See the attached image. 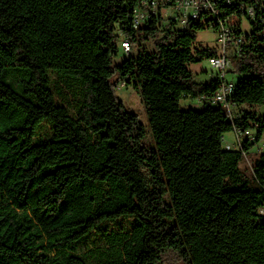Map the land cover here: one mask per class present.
Returning a JSON list of instances; mask_svg holds the SVG:
<instances>
[{"label":"trees","instance_id":"trees-1","mask_svg":"<svg viewBox=\"0 0 264 264\" xmlns=\"http://www.w3.org/2000/svg\"><path fill=\"white\" fill-rule=\"evenodd\" d=\"M225 1L221 18L250 28L235 29L231 117L181 108L222 84L188 68L217 55L192 50L216 27L135 29L139 0H0V264H264V152L241 168L264 136V114L245 110L264 106V0ZM123 41L132 53L114 65ZM236 131L254 139L226 149Z\"/></svg>","mask_w":264,"mask_h":264},{"label":"built area","instance_id":"built-area-1","mask_svg":"<svg viewBox=\"0 0 264 264\" xmlns=\"http://www.w3.org/2000/svg\"><path fill=\"white\" fill-rule=\"evenodd\" d=\"M231 5V0L225 1ZM243 12H247L250 18H254L255 10L252 6L241 7ZM158 19L162 23H175L184 30L189 24L194 22L208 23L209 27H216L219 51L215 57L209 59V63L216 70L222 80L218 91L212 97H201L197 100L200 106L212 105L221 106L229 112L230 117L234 106L229 98L231 96V86L234 83L226 79L232 72V63L228 58L229 47H234V59L239 55V48L244 43L243 36H236L238 27L241 28L243 20L237 16L221 18L220 10L217 8L215 0H139L138 6L133 10L132 24L135 29L147 25L151 20ZM233 19L238 20L237 24H231ZM121 50L128 57L132 53L131 45L128 41L121 42ZM235 137L242 143L244 136L236 131ZM241 139V140H240ZM263 213V211H262Z\"/></svg>","mask_w":264,"mask_h":264},{"label":"rangeland","instance_id":"rangeland-1","mask_svg":"<svg viewBox=\"0 0 264 264\" xmlns=\"http://www.w3.org/2000/svg\"><path fill=\"white\" fill-rule=\"evenodd\" d=\"M238 20L233 19L231 24H237ZM241 27L244 31H249V25L246 19L243 18L241 23ZM192 50L201 51V50H214L219 51V44L217 41L216 32L213 29H205L200 31L196 35V41L192 46ZM132 51V50H131ZM136 51H133V53ZM228 58L232 63V72L226 76L227 80L229 81H237L238 77L234 75L235 71V59H234V47H229L227 51ZM124 54L120 51L119 56L114 60V65H121L124 61ZM189 70L192 71L195 75V78L198 82H208L211 79L216 77V70L211 66L208 59L202 60L200 63L197 64H190ZM116 95L117 97L123 102L125 109L137 115L139 122L144 126L146 130V137L144 140V144L147 147L155 148V142L150 132L148 116L145 110V107L142 103V100L139 94L131 87H125L123 84L118 85L116 88ZM189 107H193L196 110H199L201 106L197 101H182L181 108L186 109ZM245 110L254 111L257 114H264V106L262 107H255L253 109H249L245 107ZM255 131H250L248 136L251 140L254 139ZM241 140V139H240ZM245 141V137L241 142H238L237 138L235 137V133L231 132L224 136V147L230 150H238L242 148L243 142ZM264 152V136L261 142L255 146L251 151L248 157L244 160L241 164L242 170L250 172V169L255 161V159ZM91 240H88L86 243L80 246L81 249L86 250L87 248L91 247Z\"/></svg>","mask_w":264,"mask_h":264},{"label":"bare ground","instance_id":"bare-ground-1","mask_svg":"<svg viewBox=\"0 0 264 264\" xmlns=\"http://www.w3.org/2000/svg\"><path fill=\"white\" fill-rule=\"evenodd\" d=\"M233 90H234V85L231 86V94H232Z\"/></svg>","mask_w":264,"mask_h":264}]
</instances>
